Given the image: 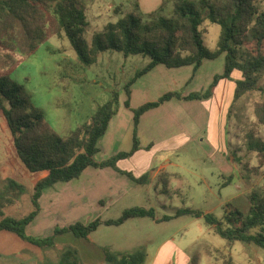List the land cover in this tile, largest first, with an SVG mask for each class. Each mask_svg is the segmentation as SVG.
Segmentation results:
<instances>
[{
  "label": "trees",
  "instance_id": "obj_1",
  "mask_svg": "<svg viewBox=\"0 0 264 264\" xmlns=\"http://www.w3.org/2000/svg\"><path fill=\"white\" fill-rule=\"evenodd\" d=\"M128 4L130 8L126 6ZM111 11L116 19L95 31L89 45L85 46L84 34L88 26L85 0H0V116L2 125L11 135V153L6 165L12 172L36 175L31 186L33 209L26 215L15 217L5 214L4 208L12 204V199L5 193L0 194V231L12 232L38 247L54 246L55 237L63 233L70 232L87 239L102 224L120 225L135 217L154 218L152 208L134 206L124 209L116 219L95 218L87 223L76 221L67 226H56L51 235L44 237L26 233V226L40 209L38 200L43 190L58 182L78 178L89 166H109L136 182L145 181V174L135 178L116 166L117 160L128 158L139 149L136 126L140 115L171 97L187 100L209 97L218 80L231 79L233 70L241 74L235 80L234 100L255 91L260 93V99L252 104L253 119L248 133L251 138L249 144L257 151L255 168L264 166V138L255 136L253 129L264 125V0H161L156 10L148 13L139 10L136 0H124L114 5ZM205 20L220 26L213 50L203 43L204 29L199 24ZM53 35L67 38L78 62L84 65H90L94 61L93 56L105 50L121 52L125 57L136 54L147 57L148 62L123 86L127 96L130 85L157 64L167 67L193 65L196 69L203 59H214L224 53L223 72L215 75L203 92L186 96L167 92L155 101L132 109L131 149L97 161L94 158L98 152L97 142L117 110L116 91L96 108L87 122L60 135L45 119L43 110L34 104L25 85L10 76L25 57L35 53L41 43ZM125 105L129 107L128 100ZM8 185L19 186L12 180ZM182 214L202 217L206 224L213 226L216 234L229 242L241 241L264 248V189L250 194L246 212L230 202L225 203L221 220L211 213L189 208H180L172 216H162L161 220ZM101 250L110 264H143L145 258L143 250L121 254L104 247ZM46 264L82 263L78 250L67 246L60 251L56 263ZM189 264H198L196 254ZM221 264H233V260L223 258Z\"/></svg>",
  "mask_w": 264,
  "mask_h": 264
},
{
  "label": "rangeland",
  "instance_id": "obj_2",
  "mask_svg": "<svg viewBox=\"0 0 264 264\" xmlns=\"http://www.w3.org/2000/svg\"><path fill=\"white\" fill-rule=\"evenodd\" d=\"M85 2L88 26L84 34V44L88 46L95 31L116 19L111 11L112 7L124 0ZM199 27L204 29V45L209 50L215 49L220 26L205 20ZM93 59L90 65L81 64L68 39L53 35L41 43L35 53L25 57L10 76L25 85L34 104L43 110L48 123L60 135H64L87 122L96 108L110 98L113 91L118 93V99L123 98L126 94L122 88L124 84L148 61L147 57L139 54L125 57L114 50L98 52ZM220 59L213 61L218 68ZM219 74L221 73H215L214 76ZM230 80L235 82L236 79L231 77ZM234 89L235 87L225 109V120L222 126L219 124V128L222 127L223 130L220 149L214 151L195 141L176 152L155 153L151 160L144 155V160L149 165L145 172V181L133 180L136 185L131 188L127 185H114V182L96 188L88 186L91 198L95 199L102 193L111 196L106 198L110 201V206L101 214L102 217L116 219L124 209L139 206L152 208L157 216H172L180 208H189L211 213L221 220L227 202L246 212L250 194L264 189V166L255 168L257 151L251 148L248 133L253 119L252 104L254 100L260 99V93L255 91L234 100ZM253 129L255 136L264 138V125ZM8 134L10 135L0 131V167ZM120 140L122 149H128L129 137L122 136ZM215 142L219 143L217 139ZM110 149H104L105 156L110 155ZM99 157L101 154L96 155L97 159ZM136 158L132 159L133 162ZM144 160L141 158L137 163L144 164ZM119 161L121 160H117ZM122 163V166L127 165L126 160ZM161 166L162 174L156 179H150V175ZM142 175L144 174L140 176ZM35 176L16 173L15 176L8 175L4 178L0 172V194L5 193L12 199V204L4 208L5 214L22 217L33 209L31 186ZM9 180L15 181L19 186H9ZM225 182L228 183L223 185ZM62 183L46 189L47 194L73 192L78 186L76 179ZM67 215L64 214L63 217ZM51 224L52 227L67 226V222L57 216L52 218ZM52 229L44 230L39 235L34 234L29 227L26 233L34 237H44L51 235ZM69 236H73L72 233H63L57 236L54 246L38 247L12 232L0 231V264H16L18 258L22 264L56 263L60 251L65 247L79 245L63 244L73 243ZM79 240L97 244L115 254L147 249L153 252L158 244L166 243L180 244L182 248L191 247L196 251L198 264H221L223 258H231L233 264H264V248L241 241L229 242L216 234L213 226L206 224L202 217L190 214L160 220L157 225L152 223L151 217H135L123 225H99L86 240ZM80 261L84 262L81 258Z\"/></svg>",
  "mask_w": 264,
  "mask_h": 264
},
{
  "label": "crops",
  "instance_id": "obj_3",
  "mask_svg": "<svg viewBox=\"0 0 264 264\" xmlns=\"http://www.w3.org/2000/svg\"><path fill=\"white\" fill-rule=\"evenodd\" d=\"M136 1L139 10L143 13L154 11L161 4V0ZM127 7L130 8V4H128ZM220 57H222V59H220ZM215 59H220L219 68L216 66L217 64L213 62L216 61ZM223 64L224 53L214 59H203L202 63L196 69L193 65L167 67L164 64H157L148 72L139 76L130 85L129 96L125 94L123 98L118 99L117 110L111 117L105 133L97 142L98 152L94 156L95 160L101 161L118 152L131 149L133 143L132 109L146 102L155 101L167 92H179L181 96L203 92L211 84L214 74L222 73ZM231 77L239 79L241 74L238 70H233ZM234 87L235 82H232L230 79L221 78L212 89L209 97L188 100L171 97L159 106L143 112L136 126L139 149L130 157L120 159L121 161L116 162L117 167L138 177L141 174H145L146 169L149 167L146 160H144V155H147L151 160L155 153L167 151L176 152L195 141H198L199 144H203L214 151L220 149L219 145L222 144L223 130L222 127L219 128V124L222 126L225 120L223 119L225 109L230 103ZM126 100L129 102V107L125 105ZM2 123L3 121L0 116V131L9 133L8 129H6ZM122 136H128L130 139L127 143L129 147L126 150L121 147L122 142L120 138ZM216 139L219 141L218 144L215 142ZM105 148H111L110 155H104ZM10 153L11 135L8 134L7 147L4 153L2 166L0 167V172L4 175V178L8 177V175L15 176L16 174L6 165V159ZM97 154H101L99 159H97L98 157L96 158ZM133 158H136L135 162H133ZM141 158H143L144 164L137 163V160ZM122 160H126L127 165L122 166ZM161 169L162 166L150 175V179H156L160 176L162 174ZM75 179L78 181V186H76L73 192H53L47 194L46 189L49 187L43 190L38 200L40 209L34 219L26 226V232L29 227H31L34 234L39 235L44 230H48L49 228L54 229L56 226L52 227L51 220L56 216L58 218L62 217L64 221L67 222V225L79 220L87 223L95 218H100L102 220L110 219L103 218L101 214L105 213L110 206V201H107L106 198L111 196L102 193L95 199L91 198L88 194V186L96 188L99 185L109 182H114L113 184L118 186L127 185L129 188L136 185L127 175L109 166L103 168L89 166ZM88 182L90 184H88ZM57 184L63 183L58 182L54 184V186ZM86 208H88V210L85 211L84 209ZM74 210L77 211L74 212ZM64 214H68L67 217H63ZM161 218L162 216L155 215V217L152 218V223L157 225ZM131 219L134 218L128 220ZM57 236L55 237V242L58 240ZM69 237H71L73 243L63 244H79L78 247L69 246L75 247L78 250L79 257L84 261L82 264L109 263L105 260L101 252V247L97 244L79 242L80 238L78 239L74 235ZM195 252L196 251H193L189 246L182 248L180 244H158L153 252H149L148 249L145 251L143 264H189ZM123 253H127V251ZM19 261L20 259L18 258L17 262L19 263ZM22 263L23 262H20L19 264Z\"/></svg>",
  "mask_w": 264,
  "mask_h": 264
}]
</instances>
